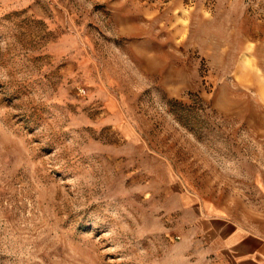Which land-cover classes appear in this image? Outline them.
I'll return each mask as SVG.
<instances>
[{
    "label": "rangeland",
    "instance_id": "374dc122",
    "mask_svg": "<svg viewBox=\"0 0 264 264\" xmlns=\"http://www.w3.org/2000/svg\"><path fill=\"white\" fill-rule=\"evenodd\" d=\"M207 201L262 214L264 0H0V264H214Z\"/></svg>",
    "mask_w": 264,
    "mask_h": 264
},
{
    "label": "crops",
    "instance_id": "0c3cea01",
    "mask_svg": "<svg viewBox=\"0 0 264 264\" xmlns=\"http://www.w3.org/2000/svg\"><path fill=\"white\" fill-rule=\"evenodd\" d=\"M200 239L214 264H264V204L257 218L241 219L232 207L199 204ZM213 253V255H211Z\"/></svg>",
    "mask_w": 264,
    "mask_h": 264
}]
</instances>
